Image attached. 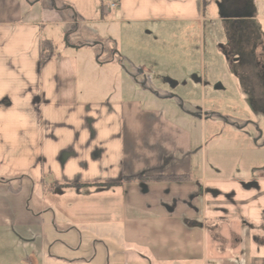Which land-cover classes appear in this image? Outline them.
<instances>
[{
    "label": "crops",
    "instance_id": "0c3cea01",
    "mask_svg": "<svg viewBox=\"0 0 264 264\" xmlns=\"http://www.w3.org/2000/svg\"><path fill=\"white\" fill-rule=\"evenodd\" d=\"M113 1L0 0V250L16 264H264L262 133L249 121L255 133L224 147L231 123L206 111L264 110V0ZM76 33L117 49L101 61ZM171 55L184 88L138 91L139 59L168 72ZM243 160L261 172L240 177Z\"/></svg>",
    "mask_w": 264,
    "mask_h": 264
},
{
    "label": "rangeland",
    "instance_id": "374dc122",
    "mask_svg": "<svg viewBox=\"0 0 264 264\" xmlns=\"http://www.w3.org/2000/svg\"><path fill=\"white\" fill-rule=\"evenodd\" d=\"M77 36H78V33H76L75 35H71L68 38L69 43L75 44L76 42L82 41V43H88V44L93 45V48L91 50L95 55H99V58L101 61L108 60V57H111L112 55H114V51L117 49L114 42H112V40L106 37L101 38L98 41H95V42L101 43V45L96 46L94 45L95 42H92L93 40L90 39L92 35H89V38H86L85 37L86 35H83L81 39H78L76 41ZM226 45L227 44L222 41H219V42L216 41V43L206 42V48H208V50H211L214 53L220 52L223 49V47H226ZM161 46L164 47L166 45L161 44ZM170 46L171 45L168 44V49L171 51H174V53H176L177 56H179L181 53L186 52L187 50H190L192 53H194V51H192L191 49L180 48V46L177 43L174 45L173 48H170ZM231 46H232L233 54H235L236 52H241L240 48L242 45L240 43H232ZM102 47L104 48L103 54H101ZM168 57L170 59L169 66H168V72L166 69L164 68L162 69L159 66L153 67L152 63L154 62V60L151 58H140L139 59L140 62L143 61L146 64L145 66L147 68H150V70L147 73L148 75L146 76L147 80H145L141 74L135 73V77H136L135 79L138 82L135 88H137L138 91L142 90V87L140 86V84L142 83H144L145 88L151 89V92L149 89H148L149 91H146V95H149V94L152 95L155 91H158V93L160 94H164V92H169V91L179 92L181 88H184V86L181 85L182 84L181 82L186 81V76H185V73H183L182 69L186 68L188 65L182 64V60H178L175 56L171 55ZM233 57H236V56H233ZM171 67L176 68L174 69V71L176 72V75H175V80L173 81L180 83L177 88H173V89H171L170 86L164 82L166 80L165 79L166 77H170L169 73H171V70H172ZM125 70L127 71V69ZM165 100H166L165 102H167L166 104H168L170 107L172 106V109L175 110V105L172 104V101H170L169 99H165ZM225 105L226 106L222 107L220 105L216 106L214 104L209 105L208 103H206V111L214 112L215 117L217 116L224 117L228 119L229 123H231V126H226V127L223 124L219 125L220 127L218 131L220 132L221 130H223V132L225 133L224 137L227 138L226 141H224V139L222 138L220 139L222 146L224 145V147H228V146L233 147L232 144H236V143L239 146V144H241L242 141L244 143V139L242 136L245 133H248L250 130L253 133H255L256 129L254 128V126L247 123L249 121H253V122L255 121L258 124L259 126L258 131L262 133V138H259L258 144L264 145V110L263 109L255 110L256 108H254L252 104L248 103L246 99H242L241 101H238V102H235V101L229 102L228 104H225ZM188 107H189L188 102H185L183 106L181 107V109H186V108L188 109ZM178 108L179 106L177 107V109ZM260 110L261 112H259ZM232 126H236V128L240 127V130H237V129L235 130L234 129L235 127L233 128ZM263 155H264V152H263ZM232 161H234V163L236 162V160H232ZM243 162L245 165H243L244 167L242 169H244L245 171L241 170L240 177L242 178L250 177V174H249L250 172H247V169H248L247 167H249V165H253V167L259 168L254 171V175L261 172L260 167L261 165H263V161H258V162L254 161L253 163H251L252 162L251 160L249 161L243 160ZM31 206H32V202H31ZM31 206L29 205L30 209H32ZM7 242H10V238H8ZM10 253L11 252L8 250H0V254L2 255V258H3L2 262L0 261V264H16V263H12V260H11L12 258L10 256Z\"/></svg>",
    "mask_w": 264,
    "mask_h": 264
},
{
    "label": "trees",
    "instance_id": "16d2710c",
    "mask_svg": "<svg viewBox=\"0 0 264 264\" xmlns=\"http://www.w3.org/2000/svg\"><path fill=\"white\" fill-rule=\"evenodd\" d=\"M41 50H42V56L45 57H51L54 53L53 45L50 41L43 40L41 41ZM139 180L141 182H179L186 180L183 176H148V177H139ZM120 181L116 182H109V183H98V184H92V185H86L83 184L81 186L84 187H108V186H114V185H120ZM63 187V186H60Z\"/></svg>",
    "mask_w": 264,
    "mask_h": 264
},
{
    "label": "built area",
    "instance_id": "2783aa9c",
    "mask_svg": "<svg viewBox=\"0 0 264 264\" xmlns=\"http://www.w3.org/2000/svg\"><path fill=\"white\" fill-rule=\"evenodd\" d=\"M111 7H116V0L112 2Z\"/></svg>",
    "mask_w": 264,
    "mask_h": 264
}]
</instances>
